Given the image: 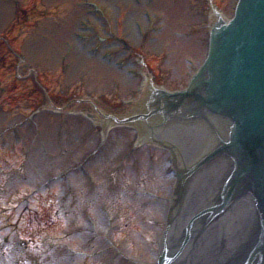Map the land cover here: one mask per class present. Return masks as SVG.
Returning a JSON list of instances; mask_svg holds the SVG:
<instances>
[{
	"label": "rangeland",
	"instance_id": "obj_1",
	"mask_svg": "<svg viewBox=\"0 0 264 264\" xmlns=\"http://www.w3.org/2000/svg\"><path fill=\"white\" fill-rule=\"evenodd\" d=\"M236 0H0V264H152L169 154L93 120L183 88ZM130 47V49H129ZM104 120V119H102Z\"/></svg>",
	"mask_w": 264,
	"mask_h": 264
},
{
	"label": "water",
	"instance_id": "obj_2",
	"mask_svg": "<svg viewBox=\"0 0 264 264\" xmlns=\"http://www.w3.org/2000/svg\"><path fill=\"white\" fill-rule=\"evenodd\" d=\"M137 107L106 117L180 163L155 264H264V0H238L230 19L212 24L185 89L151 88Z\"/></svg>",
	"mask_w": 264,
	"mask_h": 264
}]
</instances>
